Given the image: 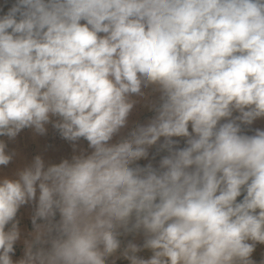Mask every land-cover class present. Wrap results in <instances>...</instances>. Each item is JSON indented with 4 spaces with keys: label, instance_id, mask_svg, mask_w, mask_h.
I'll list each match as a JSON object with an SVG mask.
<instances>
[{
    "label": "clouds",
    "instance_id": "obj_1",
    "mask_svg": "<svg viewBox=\"0 0 264 264\" xmlns=\"http://www.w3.org/2000/svg\"><path fill=\"white\" fill-rule=\"evenodd\" d=\"M148 87L153 118L110 143ZM261 117L264 0H14L0 14V137L52 122L92 151L0 180V264L32 202L15 264H108L118 250L130 264H255L264 130L242 126ZM161 138L158 167L138 164ZM14 155L0 140V166ZM129 233L143 244L122 247Z\"/></svg>",
    "mask_w": 264,
    "mask_h": 264
},
{
    "label": "crops",
    "instance_id": "obj_2",
    "mask_svg": "<svg viewBox=\"0 0 264 264\" xmlns=\"http://www.w3.org/2000/svg\"><path fill=\"white\" fill-rule=\"evenodd\" d=\"M2 14V13H1ZM152 88H143L142 91L146 94L145 97L133 96L132 99L136 100L137 103L134 105L129 117L128 124L125 128L121 129V132L113 137L112 143L115 140H118L121 135L128 133L132 128H134L137 124H147L155 115L154 111L151 110L150 102L158 99L159 93L151 90ZM151 90V91H150ZM144 118V119H143ZM146 118V119H145ZM54 122V120H52ZM46 133L40 135L34 131L32 128L23 129L14 139H9L8 137H0V140H3L6 143V152L7 153H15L13 159L9 164L15 165L14 175L1 174L0 180L4 178L9 179H17V172L23 170L25 167L29 166L36 156H41V158L45 162V166H49L52 164H59L62 160L68 159L71 160L73 155H79L82 151L86 154L90 153L92 149L88 147V142L81 138L79 141L70 142V141H55L51 138V134L54 132L55 128L53 127V123L50 122L45 125ZM255 133V132H254ZM254 133H250L248 135H253ZM110 142V143H111ZM160 160H154L152 158H147L145 160L137 161L141 166H145L148 163H152L153 166L159 165ZM12 177V178H11ZM37 193V198H38ZM243 194L241 197H238V201L242 200ZM32 212V211H31ZM143 234L135 233L132 241L137 245L143 244ZM251 243V241H249ZM152 254L142 255L141 257L144 259H148ZM120 252L118 251L112 258V261H115L120 257ZM24 256H19L16 258H12L14 264L15 262L22 259ZM251 259L255 261V264H261V261H264V244H256L255 250L252 253ZM122 264H130V261H127Z\"/></svg>",
    "mask_w": 264,
    "mask_h": 264
},
{
    "label": "rangeland",
    "instance_id": "obj_3",
    "mask_svg": "<svg viewBox=\"0 0 264 264\" xmlns=\"http://www.w3.org/2000/svg\"><path fill=\"white\" fill-rule=\"evenodd\" d=\"M13 2H14V0H0V9L3 10L2 12H0V14L7 12L8 8L11 6V4ZM149 88H151V87H148V90H149ZM151 90H153V89H151ZM234 115H238V113H234ZM56 119H57L56 117H52V120L55 121ZM242 128L246 134L254 133L256 129L264 130V117L257 118L253 122L252 125L242 126ZM189 130L191 131V128H189ZM126 135H127V133L121 135L119 139H121V137H124ZM51 138L55 141H65V139H63L60 136L58 130H56V129L51 134ZM173 139L179 141V144L177 145V147H184L185 146V138L173 137ZM118 140H115L114 143H116ZM162 142H163V138H161V140L158 142L157 145H154L149 149V156L147 158H152L154 160H160L164 155H167L166 151H159V152L157 151V149L159 147V143H162ZM147 158H142V160H145ZM156 167H158V165H156ZM14 169H15V165H11V164H8L7 166H0V175L1 174H4V175L8 174V175L12 176L15 174V173H13ZM34 209H35V202H32V203H29V204L22 206L17 213L16 219L19 221L18 227L20 229L21 236H20V239L14 245V253L11 254L12 258L24 256L25 241L31 239L30 234L33 232V225H32V221H31V217L34 213ZM57 219H59V215H57ZM7 227H10V225L6 226V230H7ZM134 234L135 233H129L126 235H122L120 237L121 242H122V247L125 246L129 242L130 239L132 240ZM148 254H152L151 250H149V249H142V251L137 253V255L139 257H141L142 255H148ZM111 258L112 257L108 258V263H111L110 262ZM116 261H117V263L122 264V263L127 262L128 260L126 258H124L123 256H120L118 258V260H116Z\"/></svg>",
    "mask_w": 264,
    "mask_h": 264
}]
</instances>
